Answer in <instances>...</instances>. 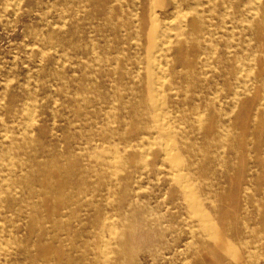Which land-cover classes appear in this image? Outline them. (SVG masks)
<instances>
[{"label": "rangeland", "instance_id": "1", "mask_svg": "<svg viewBox=\"0 0 264 264\" xmlns=\"http://www.w3.org/2000/svg\"><path fill=\"white\" fill-rule=\"evenodd\" d=\"M0 264H264V0H0Z\"/></svg>", "mask_w": 264, "mask_h": 264}, {"label": "bare ground", "instance_id": "2", "mask_svg": "<svg viewBox=\"0 0 264 264\" xmlns=\"http://www.w3.org/2000/svg\"><path fill=\"white\" fill-rule=\"evenodd\" d=\"M19 2V1H18ZM176 14V13H175ZM162 45V44H161ZM29 110V109H28ZM30 111V110H29ZM29 119V118H28ZM4 136V135H3ZM113 157V156H112ZM106 201V200H105ZM111 217V216H110Z\"/></svg>", "mask_w": 264, "mask_h": 264}]
</instances>
